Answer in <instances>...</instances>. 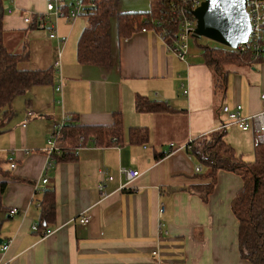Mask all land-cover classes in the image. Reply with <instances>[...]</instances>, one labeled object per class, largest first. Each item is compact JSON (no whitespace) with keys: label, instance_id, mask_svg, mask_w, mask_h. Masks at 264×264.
<instances>
[{"label":"crops","instance_id":"crops-1","mask_svg":"<svg viewBox=\"0 0 264 264\" xmlns=\"http://www.w3.org/2000/svg\"><path fill=\"white\" fill-rule=\"evenodd\" d=\"M47 2L5 0L4 43L10 52H30L32 30L49 22L33 24L37 13L46 12ZM30 14L28 23L25 17ZM74 25L70 32L74 31V41L79 33L78 43L87 22L76 31ZM60 30L69 38L70 33ZM111 36L109 66L78 62L75 41L76 56L64 59L62 78L27 91L21 119L0 133V181L7 184L0 264H252L241 255L239 221L231 208L243 179L221 169L205 198L195 188L208 182L195 170L201 165L204 171V166L185 146L216 131L226 118L223 105H242L248 115L261 110L264 52L251 65H228L222 94L215 90L214 73L202 53L189 49L188 57L181 60L153 30L119 38L116 29ZM57 52L58 43L55 59ZM18 66L45 69L54 62L29 66L23 60ZM138 95L164 100L174 110L139 112ZM119 111L120 144L88 140L73 159L47 169L46 147L54 122L68 116L79 125L109 127ZM135 127L148 129L146 142L130 141L129 130ZM224 139L241 158L255 160L253 130L232 125ZM122 167L137 169L140 175L128 181L120 173ZM45 177L47 183L42 181ZM48 189L54 193V214L43 223L42 202ZM12 209L17 211L10 214ZM83 215L89 217L86 224L80 223Z\"/></svg>","mask_w":264,"mask_h":264},{"label":"trees","instance_id":"trees-1","mask_svg":"<svg viewBox=\"0 0 264 264\" xmlns=\"http://www.w3.org/2000/svg\"><path fill=\"white\" fill-rule=\"evenodd\" d=\"M82 1L86 5L82 16L87 18V25L77 43V59L81 64L98 66L111 64L113 18L116 20L119 38L130 37L143 29L153 30L156 33L165 28L176 31L179 26V23L171 17L169 0H155L150 10L130 13L119 10L120 0ZM92 2L95 3V7H90ZM4 3L5 0H0V133L8 129L9 121L15 115L11 106L14 99L24 95L34 86L52 84L56 77L54 66L45 69H21L18 66L20 61L28 57L29 52L14 53L7 49L4 43ZM33 24L36 25V22ZM35 25H32V28H36ZM201 48L206 65L214 73L215 90L222 94L225 93L227 86L229 72L227 66L230 64L251 65L258 61L264 52V46L258 52L251 45L244 50L240 47L220 48L207 45ZM136 109L139 112L152 113L174 110L166 101L155 100L144 95L136 97ZM122 125L120 111L114 113V122L109 127L79 125L74 118H70L64 125L59 142L61 153L54 156L53 165L73 159L77 148L85 145L88 140L98 145L120 144ZM225 135V130L214 131L191 140L185 146L188 153L204 166V171L197 173L202 179H208L207 183L195 185V188L203 192L206 198L214 188L219 170H228L241 176L243 184L231 202L232 211L239 221L240 252L242 257L252 264H264V144L256 140L255 160L248 162L226 142ZM148 137L149 131L146 127H135L129 130L131 142L144 143ZM6 186V181H0V230L5 219L2 213L5 210L3 195ZM54 203V193L48 189L46 198L42 202L41 221L43 223H48L52 219Z\"/></svg>","mask_w":264,"mask_h":264},{"label":"built area","instance_id":"built-area-1","mask_svg":"<svg viewBox=\"0 0 264 264\" xmlns=\"http://www.w3.org/2000/svg\"><path fill=\"white\" fill-rule=\"evenodd\" d=\"M204 0H169V6L171 10V17L174 21L179 23L176 31L172 29H162L158 32L159 36L164 41V45L169 51H172L181 60H184L189 53V39L190 36H194V30L197 27V20L194 15V10L199 7ZM246 8L249 14L251 22V32L246 44H240L238 47L246 49L248 45H251L258 52L264 46V0H246ZM90 7H95V3H91ZM86 10V5L82 0H73L68 3L67 0H48L45 13H37L34 20L38 24H44L47 21H51L53 15L56 18L63 17L68 22L74 21L77 17L81 16ZM26 22H31L32 17L29 15L25 17ZM161 24V22H158ZM51 29H55L56 25L52 24ZM146 30V29H143ZM50 37L56 39L58 43L57 59L54 62V68L61 76L62 70V48L61 46L66 43L67 36L60 35L59 33H51ZM61 86L58 85L56 90H60ZM187 92V90L185 91ZM222 111L226 114L222 120H220L216 131L227 130L229 126H237L243 131L253 130L255 132L256 140L264 144V91L261 93V110L256 114H244L242 105H236L231 107L230 105H223ZM31 115V112L28 113ZM69 121V117L65 116L61 122L53 123V130L48 137L46 153L48 155L47 169L53 166L54 156L61 153L59 142L62 138V131L65 123ZM15 164H12L14 166ZM197 172L202 171V166L197 165L195 167ZM120 173L124 175L128 181L133 180L140 175L139 170L128 167H122ZM109 179L113 177L109 176ZM48 177H45L42 181L47 183ZM17 209H12L10 214H14ZM164 208L161 207V212ZM80 223L86 224L89 221V217L83 215L80 217ZM37 229V225L33 226ZM7 244L4 246L6 249Z\"/></svg>","mask_w":264,"mask_h":264},{"label":"rangeland","instance_id":"rangeland-1","mask_svg":"<svg viewBox=\"0 0 264 264\" xmlns=\"http://www.w3.org/2000/svg\"><path fill=\"white\" fill-rule=\"evenodd\" d=\"M68 3L72 2L73 0H67ZM155 2V0H120V11L121 12H145L151 9V4ZM40 13V12H39ZM32 17V14L29 15ZM87 18L85 16H79L76 18L75 22V31L79 30L86 21ZM52 22H47L45 28L35 29L32 30L33 33L30 37H28V46L30 50V56L26 60L27 64L29 66H46V65H52L53 62H55V56L53 53L54 48L56 47L55 41H52L49 39L51 33H59L61 34V30L66 31L65 33H70L68 41L66 43V46L62 48V63H64V59L67 61H71L72 57L76 56V47H75V41L77 46V38L79 33L77 32L75 35V41H74V31L72 30L70 32V27H72L73 24L70 22L66 23L65 19L63 17L56 18L55 15L51 17ZM52 24L56 25L55 29L49 28ZM111 31L113 35L115 36L116 32V20L115 18L111 21ZM73 34V36H72ZM195 37V36H194ZM191 37L189 41V48L190 52L200 54L202 50V46H210V47H226V45H223L217 41L211 40L207 37ZM66 51V52H65ZM188 57V55L186 56ZM73 60V59H72ZM77 63V62H76ZM20 67V66H19ZM62 72V70H61ZM56 78L60 77L59 73H56ZM59 76V77H58ZM62 76V75H61ZM59 82V81H58ZM57 82V83H58ZM29 91V90H28ZM26 94L17 96L14 101L12 102V108L15 111V115L12 117V119L9 121L8 126H14L22 117V114L24 113V110L26 109ZM20 125V124H19ZM247 155V154H245ZM247 161H253L254 156L251 157H244Z\"/></svg>","mask_w":264,"mask_h":264},{"label":"water","instance_id":"water-1","mask_svg":"<svg viewBox=\"0 0 264 264\" xmlns=\"http://www.w3.org/2000/svg\"><path fill=\"white\" fill-rule=\"evenodd\" d=\"M246 0H204L194 10L197 27L195 37H207L231 48L246 44L251 22ZM3 239L0 237V244Z\"/></svg>","mask_w":264,"mask_h":264},{"label":"snow or ice","instance_id":"snow-or-ice-1","mask_svg":"<svg viewBox=\"0 0 264 264\" xmlns=\"http://www.w3.org/2000/svg\"><path fill=\"white\" fill-rule=\"evenodd\" d=\"M213 3H215V0H213Z\"/></svg>","mask_w":264,"mask_h":264}]
</instances>
